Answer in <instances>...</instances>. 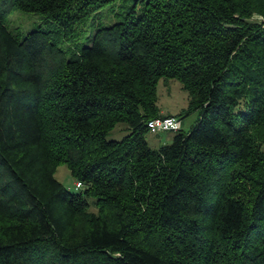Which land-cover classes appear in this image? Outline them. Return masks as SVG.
<instances>
[{"label": "trees", "instance_id": "obj_1", "mask_svg": "<svg viewBox=\"0 0 264 264\" xmlns=\"http://www.w3.org/2000/svg\"><path fill=\"white\" fill-rule=\"evenodd\" d=\"M115 1L0 0V264H264V0H135L60 46L53 21L68 35ZM15 11L47 27L14 34ZM162 79L188 92L179 113ZM195 112L149 146V120Z\"/></svg>", "mask_w": 264, "mask_h": 264}, {"label": "rangeland", "instance_id": "obj_2", "mask_svg": "<svg viewBox=\"0 0 264 264\" xmlns=\"http://www.w3.org/2000/svg\"><path fill=\"white\" fill-rule=\"evenodd\" d=\"M135 0H117L108 4L96 11H90L85 17L79 19L73 29L68 32L64 31V27L58 22H52V29L56 33H60V46L68 51H78L83 46L89 45L92 42L94 33L99 27L113 24L119 20V14L127 10ZM48 22L41 14L32 12L15 11L8 17L7 25L10 31L14 34L24 36L29 31L36 27H47ZM71 53H69V56ZM158 105L163 114L179 113L188 105V92L182 87V84L177 79L164 81L160 80L158 84ZM163 110V111H162ZM170 111V112H169ZM198 118V113H192L182 118L183 132H188ZM128 133L127 124L124 122L118 123L112 130L108 132L107 139L121 140ZM175 136L173 131L159 132L158 134L148 133L146 135L147 142L150 147L158 149L161 145L171 143ZM55 177L62 182L66 187L73 191H80L83 188H77V180L71 174L67 164H61ZM90 201H92L90 199ZM92 210H96L94 206Z\"/></svg>", "mask_w": 264, "mask_h": 264}, {"label": "built area", "instance_id": "obj_3", "mask_svg": "<svg viewBox=\"0 0 264 264\" xmlns=\"http://www.w3.org/2000/svg\"><path fill=\"white\" fill-rule=\"evenodd\" d=\"M148 129L152 134L164 131H179L182 128V120L177 116H158L148 121ZM77 187H83L81 182H77Z\"/></svg>", "mask_w": 264, "mask_h": 264}, {"label": "crops", "instance_id": "obj_4", "mask_svg": "<svg viewBox=\"0 0 264 264\" xmlns=\"http://www.w3.org/2000/svg\"><path fill=\"white\" fill-rule=\"evenodd\" d=\"M163 111V110H162ZM170 112V111H169ZM170 113H173V112H170ZM173 114H175V113H173Z\"/></svg>", "mask_w": 264, "mask_h": 264}]
</instances>
